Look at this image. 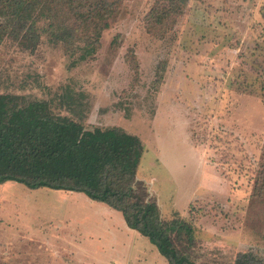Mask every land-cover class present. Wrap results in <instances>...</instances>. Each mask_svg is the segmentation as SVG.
Listing matches in <instances>:
<instances>
[{"label":"rangeland","instance_id":"374dc122","mask_svg":"<svg viewBox=\"0 0 264 264\" xmlns=\"http://www.w3.org/2000/svg\"><path fill=\"white\" fill-rule=\"evenodd\" d=\"M184 1L165 32L149 15L170 0H110L111 14L81 20L61 4L64 24L50 18L53 0H27L24 23L39 37L0 43V105L37 103L86 130L135 137L137 179L163 220L191 225L194 241L180 247L190 259L264 264V0ZM91 203L0 185V264H168L138 233L112 247L110 218L93 219Z\"/></svg>","mask_w":264,"mask_h":264},{"label":"trees","instance_id":"16d2710c","mask_svg":"<svg viewBox=\"0 0 264 264\" xmlns=\"http://www.w3.org/2000/svg\"><path fill=\"white\" fill-rule=\"evenodd\" d=\"M170 1V5L157 7L149 15L154 26L164 28L165 32L169 31L166 21L174 13H181L180 4L185 3L179 0L174 5L176 0ZM53 3L50 18L61 24H64L58 11L61 4L68 9L75 7L71 14L77 20L94 12L111 14L116 5L110 0H53ZM27 5V0H0V14L4 17L0 18V43L7 33L15 39L31 38L37 43L39 36L34 28L24 23V15L30 10ZM55 38L63 40L59 34ZM68 104L72 107L76 103L70 98ZM39 108L41 105L37 103L20 107L0 105V185L14 182L30 190L85 194L120 212L127 226L147 238L168 264H196L180 248L184 240L194 241L191 225L180 219L163 220L159 204L145 183L137 179L143 151L135 137L115 134L109 129L86 130L81 124L50 111L41 113ZM252 261L249 255L241 254L235 264H253Z\"/></svg>","mask_w":264,"mask_h":264},{"label":"crops","instance_id":"0c3cea01","mask_svg":"<svg viewBox=\"0 0 264 264\" xmlns=\"http://www.w3.org/2000/svg\"><path fill=\"white\" fill-rule=\"evenodd\" d=\"M68 193H70L71 195H79V196H81V198L82 199H85V200H87L88 202H89V204H86L87 206H88V208H90L92 205H94V203H91L92 201H90L89 199H88V197H86V195L85 194H82V193H74V192H68ZM70 199V198H69ZM72 203H75V202H73L72 200H70ZM95 202V201H94ZM84 203V202H83ZM95 203H97V205H99L98 206V209H94L93 210V213H95V215H94V217H93V219H96V218H98L99 216H98V212L99 211H101V212H103V214L104 215H101V216H103V217H106V218H110L109 219V221L108 222H110L109 224H108V232L107 233H104L102 236L104 237V236H110L111 237V239L109 240V241H111V242H113V244H111V246L112 247H114V246H116V244H118V240H117V235H119V236H121V234H125L126 236L127 235H129V236H131V237H133L134 238V236H136V238H135V240H138V235H137V233L138 232H136V231H134V230H132L131 229V231L130 230H128L124 225H126L127 226V224H126V222H125V224H123V222H122V220H121V217H120V215L119 214H121L120 212H118V211H116V210H114V209H112V208H110L109 206H104L105 204H103V205H100V204H102V203H100V204H98V202H95ZM96 205V204H95ZM75 206H76V203H75ZM78 212V211H77ZM97 212V213H96ZM122 215V214H121ZM112 216H114V217H119V218H117V220H119V221H121V224H122V226H114L112 223H111V221L112 220H114V219H112ZM83 220H84V222L86 223V221H87V219H89L88 217H86L85 218V216L82 218ZM95 220H92V222H94ZM125 221V220H124ZM83 221H81V223L83 224L84 223ZM89 227V226H88ZM128 227V226H127ZM121 228H122V230H121ZM129 228V227H128ZM90 229V231H95V232H98L99 233V235H101V233H102V230H100V231H98L97 229H94V227H90L89 228ZM130 229V228H129ZM123 231V232H122ZM139 234V233H138ZM140 239V238H139ZM98 240V242L97 243H100V241L99 240H101L100 239V237L97 239ZM87 243H90V239H89V237H87ZM103 242H104V240H103ZM153 249V248H152ZM156 249V248H155ZM156 251V250H155ZM165 263V262H164ZM166 264V263H165Z\"/></svg>","mask_w":264,"mask_h":264}]
</instances>
